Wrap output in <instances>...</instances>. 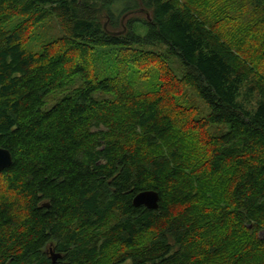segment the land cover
<instances>
[{"label": "trees", "instance_id": "16d2710c", "mask_svg": "<svg viewBox=\"0 0 264 264\" xmlns=\"http://www.w3.org/2000/svg\"><path fill=\"white\" fill-rule=\"evenodd\" d=\"M186 2L215 7L220 26ZM10 14L26 19L8 33ZM51 16L64 35L27 51ZM105 47L127 69L177 57L185 72L165 74L167 93L191 88L205 118L87 78ZM75 76L72 96L45 109ZM0 148L12 156L0 264H212L228 250L233 264H264V0H0ZM149 190L157 209L133 206Z\"/></svg>", "mask_w": 264, "mask_h": 264}, {"label": "rangeland", "instance_id": "374dc122", "mask_svg": "<svg viewBox=\"0 0 264 264\" xmlns=\"http://www.w3.org/2000/svg\"><path fill=\"white\" fill-rule=\"evenodd\" d=\"M181 2H183V0H181ZM196 6L197 5L191 2H186L184 8L198 20L204 22L206 26H211L215 22L220 26L219 21L222 20H220L219 15L213 13L212 8L215 7H210L208 5L202 8H195ZM9 16H11V18H9L2 27L3 31L8 33L12 32L16 26L26 19V17L14 16L12 14ZM224 16L226 17L227 14H224ZM63 35L64 32L58 21L55 17L51 16L32 31L29 35V39L24 44V48L29 52L39 54L43 46L60 39ZM123 54L124 51L118 48H95L88 60L87 78H95L97 80L108 79V81L112 82L116 81L122 84L124 89L134 91L139 98L143 96H155V99L158 98L161 110H163V108H169L170 112L173 114L171 116H174V113L177 112L176 108L180 107L183 110H188V116L192 114V116H194L193 118H205L208 113V108L197 98L195 92L191 88H184L182 91L167 93L168 80L172 79V77L181 80L185 72L184 67L177 57H173L170 60L171 62L168 63L169 67H167V64H165L162 59L156 58L158 60L156 65H148V67H142V69L135 63L134 66H131L133 69H127L129 61L122 64L123 60L121 61V59L123 58ZM73 58H75V63L79 62V60L76 59L78 56ZM168 72L172 77L170 75H165L166 73L168 74ZM161 77L164 79V85L160 79ZM80 83L81 80L79 76H75L63 89L51 93L45 101V109H50L64 97L72 96L73 90L75 87L80 86ZM161 85L163 87H161ZM179 122L180 119L177 120L176 124H179ZM180 132L181 131L177 127L170 139L177 140ZM262 235L263 233L261 232V237H263ZM194 251L196 254L195 248ZM121 252L120 249L115 248L110 253V260L106 262H112ZM55 254L57 253L52 247H48V257L52 258ZM233 255H235L234 252L228 250L224 252L222 256L216 258L212 264H233ZM201 257L204 258V256ZM96 264L104 263L98 261Z\"/></svg>", "mask_w": 264, "mask_h": 264}, {"label": "water", "instance_id": "95a60500", "mask_svg": "<svg viewBox=\"0 0 264 264\" xmlns=\"http://www.w3.org/2000/svg\"><path fill=\"white\" fill-rule=\"evenodd\" d=\"M148 17V15H147ZM12 164V156L6 149L0 148V172L9 168ZM159 196L155 191H142L136 194L132 199V204L135 207L144 206L149 210L157 209ZM47 206V204H45ZM60 258L59 254H55L51 260L55 263Z\"/></svg>", "mask_w": 264, "mask_h": 264}]
</instances>
